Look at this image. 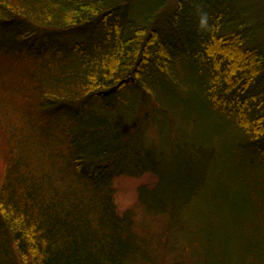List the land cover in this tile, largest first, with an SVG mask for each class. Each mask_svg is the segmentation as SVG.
Wrapping results in <instances>:
<instances>
[{
  "label": "trees",
  "instance_id": "obj_1",
  "mask_svg": "<svg viewBox=\"0 0 264 264\" xmlns=\"http://www.w3.org/2000/svg\"><path fill=\"white\" fill-rule=\"evenodd\" d=\"M0 264H264V0H0Z\"/></svg>",
  "mask_w": 264,
  "mask_h": 264
},
{
  "label": "rangeland",
  "instance_id": "obj_2",
  "mask_svg": "<svg viewBox=\"0 0 264 264\" xmlns=\"http://www.w3.org/2000/svg\"><path fill=\"white\" fill-rule=\"evenodd\" d=\"M260 2V0H258ZM153 138L151 136L148 140ZM157 184V178L151 174L139 178L120 177L115 181V203L119 212L136 209L141 188H152Z\"/></svg>",
  "mask_w": 264,
  "mask_h": 264
},
{
  "label": "clouds",
  "instance_id": "obj_3",
  "mask_svg": "<svg viewBox=\"0 0 264 264\" xmlns=\"http://www.w3.org/2000/svg\"><path fill=\"white\" fill-rule=\"evenodd\" d=\"M203 23V22H202Z\"/></svg>",
  "mask_w": 264,
  "mask_h": 264
}]
</instances>
